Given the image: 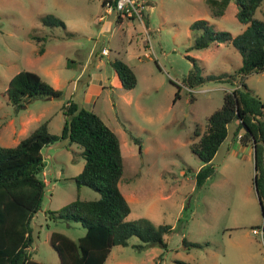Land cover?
I'll return each instance as SVG.
<instances>
[{
  "label": "rangeland",
  "instance_id": "obj_1",
  "mask_svg": "<svg viewBox=\"0 0 264 264\" xmlns=\"http://www.w3.org/2000/svg\"><path fill=\"white\" fill-rule=\"evenodd\" d=\"M147 1L150 6L141 13L151 28L148 33L137 18L118 21L115 13L105 14L101 0H0V144H16L42 121L51 132L60 133L62 106L71 98L95 111L119 137V187L130 205L126 219L147 218L173 228L164 235V246L138 249L135 245L141 240L130 236L127 244L111 247L105 264H177L175 259L264 264V216L254 181V152L241 146L237 121L227 123L226 137L211 160L213 172L200 186L195 173L202 161L191 148L206 130L208 115L222 105L225 90L235 85L226 74L241 64L230 42L194 47V35L203 28L193 30L191 24L205 19L208 27L234 36L245 27L236 17L237 4L228 0L224 13L212 17L207 0ZM46 14L64 25L43 24ZM255 16L264 18V0ZM102 47L109 53H102ZM114 59L131 66L136 76L132 88L108 81ZM190 59L203 76L192 91L187 89ZM22 69L38 73L63 93L15 108L5 89ZM245 81L264 100V72H250ZM41 151L48 183L41 208L31 219L29 252L34 259L60 264L50 233L60 231L77 239L85 227L69 218L50 217L49 212L76 197L95 199L99 193L87 185L78 187L74 180L84 164L76 143L66 141L48 151L44 146ZM258 178L264 205V173ZM183 236L200 245L184 247Z\"/></svg>",
  "mask_w": 264,
  "mask_h": 264
},
{
  "label": "trees",
  "instance_id": "obj_2",
  "mask_svg": "<svg viewBox=\"0 0 264 264\" xmlns=\"http://www.w3.org/2000/svg\"><path fill=\"white\" fill-rule=\"evenodd\" d=\"M234 1L237 4L236 17L245 25L236 35L208 27L205 19L191 24L193 30L203 28L194 35V47L204 48L213 41L230 42L241 55L240 66L226 74L232 82L237 80L238 86L225 90L222 105L208 115L206 130L191 145L202 161L195 173V181L200 186L213 172L211 160L226 137L227 123L235 119L238 123L235 134H240L243 144L253 146L254 181L262 203L258 174L264 173V100L254 95L245 81L250 72L264 71V18L255 16L262 0ZM207 3L211 16L218 17L224 13L228 0H207ZM42 23L64 25L63 20L53 14L43 16ZM110 64L124 88L130 89L135 85L136 76L131 66L121 59L111 60ZM193 67H197L194 61ZM192 68L187 75L190 87L203 81L198 67ZM5 90L15 108L40 96H61L63 93L38 73L27 69L13 74ZM178 93L179 87L175 96ZM62 112L64 120L60 133L51 132L47 121H42L16 144H0V264H48L34 259L29 252L33 239L31 219L41 208L46 185L42 175L45 161L41 150L61 139L82 148L84 164L74 180L78 187L87 185L96 190L99 197H76L49 212L50 217L69 218L85 227V233L77 239L60 231L50 233V242L58 252L60 264H105L111 247L127 244L132 235L141 240L135 245L138 249L153 244L164 246V235L173 230L171 224L155 225L147 218L126 219L130 205L119 187L123 159L115 131L95 111L71 98L66 99ZM262 206L264 208L263 203ZM182 245L187 248L200 244L183 236ZM175 262L192 264L182 259H175Z\"/></svg>",
  "mask_w": 264,
  "mask_h": 264
},
{
  "label": "built area",
  "instance_id": "obj_3",
  "mask_svg": "<svg viewBox=\"0 0 264 264\" xmlns=\"http://www.w3.org/2000/svg\"><path fill=\"white\" fill-rule=\"evenodd\" d=\"M101 5L103 6L104 13H115L117 16H123L128 18H137L144 24L142 18V9L146 6H150L147 0H102ZM144 29L146 33L149 32L150 28L144 25ZM102 53L107 54L108 49L106 47L102 48ZM238 86L237 80H235V85L229 90ZM190 91H192L191 87H187ZM45 175V174H44ZM44 181H46L45 176L43 177ZM252 232L257 234L260 232L258 228H252Z\"/></svg>",
  "mask_w": 264,
  "mask_h": 264
},
{
  "label": "crops",
  "instance_id": "obj_4",
  "mask_svg": "<svg viewBox=\"0 0 264 264\" xmlns=\"http://www.w3.org/2000/svg\"><path fill=\"white\" fill-rule=\"evenodd\" d=\"M102 1V0H101ZM103 18H104V15H102V14H99L98 15V17H97V19H98V21H101V22H103ZM116 18H117V20L118 21H121L122 19H123V16H121L120 18H118V16H116ZM132 19H134L135 20V18H132ZM140 21V20H139ZM142 22V21H141ZM143 24V23H142ZM145 24H143V26H144ZM147 26V25H146ZM149 27V26H148ZM150 28V27H149ZM151 29V28H150ZM244 29V28H243ZM103 48V47H102ZM102 50V49H101ZM109 53V50H108V52H107V54ZM261 72H264V71H261ZM98 77L99 78H101V74H98ZM107 79H108V81L112 84V83H119L120 85H121V82H120V79H119V77H118V75H117V73H116V71H111L110 72V74L108 75V77H107ZM100 80L101 79H99L98 81L100 82ZM233 86H231L230 88H232ZM67 140L66 139H61V140H59V141H56V142H54V143H51V144H48V145H46V147H47V151L53 146V145H58V144H60V143H63V142H66ZM240 144H241V146H244V147H247L250 151H254L253 150V146H252V144H243L242 142H240ZM43 154V153H42ZM51 156V154L50 153H48V152H46L45 153V156ZM43 158H44V156H43ZM44 161H45V166H46V160L44 159ZM45 168L46 167H44V170H43V172H42V175H43V177H44V174H45ZM45 184H46V182H45Z\"/></svg>",
  "mask_w": 264,
  "mask_h": 264
},
{
  "label": "water",
  "instance_id": "obj_5",
  "mask_svg": "<svg viewBox=\"0 0 264 264\" xmlns=\"http://www.w3.org/2000/svg\"><path fill=\"white\" fill-rule=\"evenodd\" d=\"M255 177V176H254ZM260 199V198H259ZM260 203H261V201H260ZM261 208H262V212H263V216H264V208H263V206H262V203H261Z\"/></svg>",
  "mask_w": 264,
  "mask_h": 264
}]
</instances>
